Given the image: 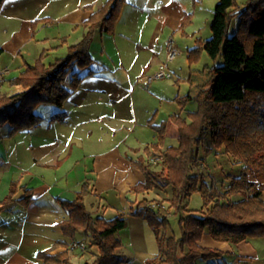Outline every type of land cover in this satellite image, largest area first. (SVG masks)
Returning a JSON list of instances; mask_svg holds the SVG:
<instances>
[{"label": "crops", "instance_id": "crops-1", "mask_svg": "<svg viewBox=\"0 0 264 264\" xmlns=\"http://www.w3.org/2000/svg\"><path fill=\"white\" fill-rule=\"evenodd\" d=\"M105 1L4 0L0 7V31L9 34L11 51L1 43L0 69H9L2 84L9 83L6 77L10 74L14 76L26 64H33L41 51L47 50L46 54L50 55L59 44L80 41L88 29L83 20ZM217 1L194 0L186 5L183 0H126L112 31H95L89 47L95 61L91 64L93 73L82 78L62 107L40 105L36 111L43 117L42 121L12 135L8 134V123L0 127V201L18 175L21 185L33 192L29 204L18 203L11 209L0 210V264H39L37 252L62 250L64 246L57 241L69 243L72 239L57 225L67 217L60 199H73L83 182H88L91 190L86 205L93 215L107 218L106 213L112 217L123 213L126 217L125 227L118 232L122 245L116 249L119 254L123 247L130 248L131 255L123 254L130 261L124 264H145L157 254V250L156 254L148 253L144 246L145 232L152 230L146 220L129 213L139 199L148 198V191H131L134 184L145 178L135 162L141 157H151L142 149L157 139L147 120L153 117V124H159L181 111L175 98L187 92L189 70L199 68L183 72L172 68L171 76L153 80L148 86H141L138 81L142 75L155 72L165 60L163 42L167 36L187 35L189 44L197 42L191 40L188 30L198 34L201 42L210 37V22ZM242 2L238 1L240 6L245 0ZM187 13L191 14L190 20L184 26L186 32L180 34V24ZM38 18L41 19L33 37L31 22ZM202 18L205 19L203 26L200 25ZM63 20L68 24V31L52 35L51 29L62 25ZM55 37L61 40L51 44ZM22 39L33 48L24 50ZM189 109H196V104ZM56 112H63L64 118L50 120ZM233 161L234 165L230 166L234 170L227 173L237 175L243 163L235 159L230 163ZM205 167L209 179L214 178L213 167ZM259 177L264 179V174ZM222 179L225 184L228 182L219 178ZM204 180L209 181L206 176ZM255 182L263 187L264 199L263 183ZM129 217L134 226L131 229H128ZM201 240V245L223 251L221 257L210 261L214 264H264V234L248 236L237 243L214 239L204 245ZM152 249L155 250L154 245Z\"/></svg>", "mask_w": 264, "mask_h": 264}, {"label": "trees", "instance_id": "trees-1", "mask_svg": "<svg viewBox=\"0 0 264 264\" xmlns=\"http://www.w3.org/2000/svg\"><path fill=\"white\" fill-rule=\"evenodd\" d=\"M3 1L0 0V7ZM125 1L106 0L91 12L83 20L88 25L85 35L68 46L65 56L46 63L42 52L33 64H26L24 70L9 79L10 84L21 89L10 94L0 92V127L8 123V134H12L42 121L36 111L40 105L62 107L82 78L93 73L89 47L95 31H112ZM187 18L185 14L181 27ZM40 19L31 22L33 37ZM233 21L236 28L230 33ZM210 31V37L200 47L211 64L190 69L187 92L175 98L181 108L187 102H195L196 109L187 112V120L173 114L152 125L158 140L151 149L146 147V153L152 157L158 151V169L142 157L135 162L145 178L131 191L169 187V207L178 215L180 230L179 237L164 233L168 215L159 206H151L153 200L149 198L143 197L131 206L129 213L145 219L155 235L157 254L145 264H199L198 260L214 264L210 261L221 257L223 251L199 243L205 231L217 241L231 243L264 234L263 187L250 178L264 174V0H245L243 6L237 0H218ZM67 79L68 86L64 84ZM63 118V112H56L50 120ZM165 136L175 138L176 144L162 148ZM207 137L212 145L225 146L228 156L243 163L237 175H224L226 184L223 179L206 181L202 173L192 170L201 160L198 147ZM16 190L12 182L9 193L0 201V210L32 201L31 189H24L22 197L14 198ZM90 191L88 182H83L73 199H60L67 217L57 225L71 239L81 233L88 240L86 248H94L93 258L82 264L129 262V257L116 253L122 245L118 232L125 227L126 217L123 213L109 219L93 215L86 205ZM194 192L202 199L199 213L188 208L186 202ZM57 243L64 248L56 253L37 252L39 264H73L67 241Z\"/></svg>", "mask_w": 264, "mask_h": 264}, {"label": "rangeland", "instance_id": "rangeland-1", "mask_svg": "<svg viewBox=\"0 0 264 264\" xmlns=\"http://www.w3.org/2000/svg\"><path fill=\"white\" fill-rule=\"evenodd\" d=\"M183 1L186 3V5H191V3L194 2V0H183ZM238 1H239V3H243L242 1H244V0H238ZM187 14H188V18L186 20V23L190 20V15H191L190 13H187ZM69 16L71 17V12L69 13ZM204 20H205L204 18H202V20H200V25L203 26V24L205 23ZM44 22H48V21H44ZM62 23L63 24L60 25L59 27L52 28L50 33L52 35H57L58 32L62 33V32L68 31L67 28H66V26L68 25L67 22L65 23V20H63ZM186 23L184 25H182L181 30H180L181 31L180 34H184L186 32V31L185 32L183 31L184 26L186 25ZM205 27H206V25L201 28V31L203 29H205ZM235 28H236V22L233 21V26L230 29V33H232L235 30ZM69 33H70V35H72L71 32H69ZM188 33H189L188 35L191 38V40H193V41H195L197 43L189 44L187 42V35L175 36V34H172L170 36H167L164 39V42H165L166 39L171 38L173 40L174 47L177 50V53L175 54L174 58L170 62H168L169 69L174 68L175 71L181 69L182 72H183L184 70H189L190 68H199V69H201L204 65L211 64V60L206 55L205 51L200 47L201 46V39L199 38L198 34L196 35V34L192 33L189 30H188ZM54 39L55 40H52L54 42H51V44H56V43H58L61 40V38H57V37H55ZM62 39H64V38H62ZM71 40H72V37L70 36L69 41H71ZM8 42H9V34L6 33L4 30H1L0 31V45H1V43H3V45H5V47L8 50V52H10L11 51V46L8 45L9 44ZM20 43L23 44L21 47H23L24 50H31L33 48V45H31L30 43H24L23 39L20 40ZM32 43L34 44V42H32ZM60 43L64 44L65 42L61 41ZM69 45H71V44H65V45H60L59 44L58 46H55L54 47L55 49L52 51V53L50 55L46 54L47 50H44L45 56L43 57V60L45 61V59H46V62H49L53 58H55L57 56L58 57L59 56L60 57L61 56H65L67 54V48H68ZM187 45L189 46V48H186ZM190 48H192V50H190ZM42 52L43 51H41L40 54ZM89 52H90V50H89ZM165 52H166V47H165ZM184 52H186V53H184ZM189 53H190V55L194 54V56L188 58V54ZM40 54H39V56H40ZM31 55L32 54H30V56ZM90 55H91V53H90ZM165 58H166V53H165ZM93 62H95L94 59H93ZM18 74H14V76L12 74H10V76H7L6 78H8V81H9V79H11L12 77H15ZM145 75H150V74H144L142 76H145ZM3 81H4V79H3ZM138 82L140 83V81H138ZM64 84L66 86H68L69 80L67 79ZM140 85L143 86L141 83H140ZM19 89H21L20 86L10 85V83H8V82H4L0 86V90L6 92L5 94H10L9 93L10 91H11V93H13V92H15V91H17ZM182 91H183V85H182ZM182 93H184V92H182ZM184 95H185V93L182 94V95L179 94V97L184 96ZM193 103H195V102H191V103L187 102V103L184 104V106L182 108L177 103L179 105L181 111H179L176 114H180L181 117L186 118V120H187V118H188L187 117V112L188 111H193L192 109H189L190 107H192ZM153 122H154L153 117H151V118H149L147 120V125L150 128H152L153 130H155V132L157 133V130L152 126V125H154ZM18 131H15L14 133H16ZM14 133H12V134H14ZM12 134H9V135H12ZM157 140H158V133H157V139L155 141L151 142L150 144H147L145 147H143L142 152L144 151V153L147 154L146 153V147H149V149H151V145L154 142H156ZM176 142H177L176 139H174V138H172L170 136H165L164 140H163V146H164V143H166L165 145L168 146V145H170L172 143L175 145ZM224 147L225 146H223V145L219 146V147H215L214 145L211 144L209 137L205 138V140L198 147V156H201V160H199V164L194 166V168L192 169L193 172L202 173L204 176L207 177V180H209L208 173L204 172V170L206 169L205 166L207 165L208 167H213L214 171H212V172L214 173V178L219 180V178H224V175L228 171L234 170L230 166V165H234V161H233V163H230V161L233 160V158L228 156V153H226L224 151ZM203 157L206 158L207 162L204 160L205 158H203ZM159 159H160L159 158V154L156 153V155L148 158V162L151 165V167L158 169L159 168V162H160ZM252 178L255 181L263 183V185H264V179H261V177L256 176V177H252ZM20 181H21L20 175H18L17 178L13 179L10 182V186H9L8 192L5 194V196L9 193L11 184H12V182H14L15 183V187L17 189L16 193H18L20 190L22 191L21 192L22 194H19V196L17 198L22 197L24 195V189H27V187L24 186V185H21ZM223 182L225 183L226 181H223ZM28 189H31V188H28ZM146 195H147V197L149 199L153 200L152 203L155 204L154 207L155 206L156 207L159 206V208L165 214L168 215L169 224L165 227V229H163L164 233L166 235H172L173 234L176 237H179L180 236V230H179V226H178V222H177L178 215L174 213L173 208L169 207V198L171 196L170 188L169 187H167L166 189L155 188V189L149 190ZM186 202L188 203V208L193 210L194 213H199L200 212L199 210H200V208H202V199H201V196H200V194L198 192L192 193L186 199ZM105 216L107 218H109V217H112V214L106 213ZM129 219H130V217H129ZM129 228L130 229L134 228V226L131 223V219H130V222L128 223V229ZM76 239L77 240H83L84 239L86 242L88 241V240H86L85 238L82 237V234L77 235ZM201 242H202V244L207 245V244H209L211 242H214V239L211 238L210 235L208 234V232L206 231L205 232V238H204V240L202 239ZM144 244H145L144 246H146V250H147L148 253L156 254V250H157L156 249V242L154 241V235H153V231L152 230L151 231L146 230ZM153 245L155 246V250L154 251L152 249ZM93 251H94V248H86L85 250H69L70 259H71L73 264H81V263H83V262H85L87 260H91L93 258V256H91ZM116 253H117V251H116ZM131 253L132 252H131L130 248H128L127 246L123 247L122 250H119V255H123V254L124 255H131ZM204 263L205 262L203 260L199 261V264H204Z\"/></svg>", "mask_w": 264, "mask_h": 264}, {"label": "built area", "instance_id": "built-area-1", "mask_svg": "<svg viewBox=\"0 0 264 264\" xmlns=\"http://www.w3.org/2000/svg\"><path fill=\"white\" fill-rule=\"evenodd\" d=\"M164 45L166 47L165 60L159 65L158 69L155 72H153L150 75L141 76L139 78V81L143 86H148L153 80L171 76V71L168 67V62H170L174 58L175 54L177 53V50L175 49L173 40L171 38L166 39ZM8 71H9L8 68L0 69V86L4 79V75L8 73ZM154 205H155L154 203H151V206ZM86 245L87 242L84 239L83 240L72 239L69 241L67 248L69 250H85Z\"/></svg>", "mask_w": 264, "mask_h": 264}]
</instances>
